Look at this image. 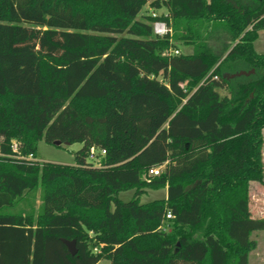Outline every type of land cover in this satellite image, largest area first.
<instances>
[{
	"label": "trees",
	"instance_id": "trees-1",
	"mask_svg": "<svg viewBox=\"0 0 264 264\" xmlns=\"http://www.w3.org/2000/svg\"><path fill=\"white\" fill-rule=\"evenodd\" d=\"M261 30L264 0H0V264H249ZM41 140L81 144L74 165L17 158ZM39 188L37 213L12 212Z\"/></svg>",
	"mask_w": 264,
	"mask_h": 264
},
{
	"label": "rangeland",
	"instance_id": "rangeland-1",
	"mask_svg": "<svg viewBox=\"0 0 264 264\" xmlns=\"http://www.w3.org/2000/svg\"><path fill=\"white\" fill-rule=\"evenodd\" d=\"M163 9L152 10L148 5L142 9L138 18L143 14L146 15H160ZM175 49L182 53H187L189 46L182 45L175 42ZM173 49H170L172 51ZM254 50L259 54H264V30H261L259 37L254 42ZM264 136V134H262ZM81 148V144L74 143L71 145H62L56 147L45 143L43 140L39 141L37 145L36 158L34 160L40 163H54L60 165H74V153ZM262 163H264V147H262ZM165 188L158 190H147L140 197V203L144 204L153 200L165 198ZM134 190L120 192L118 198L127 202L132 199ZM40 206V188L37 191L26 197V200L18 204L12 212L28 211L33 208L37 213ZM249 212L253 219H264V184L254 182L250 184L249 189ZM169 230V228H165ZM251 238L255 241L256 247L249 255V264H264V232H255ZM99 264H109V261L102 260Z\"/></svg>",
	"mask_w": 264,
	"mask_h": 264
},
{
	"label": "built area",
	"instance_id": "built-area-1",
	"mask_svg": "<svg viewBox=\"0 0 264 264\" xmlns=\"http://www.w3.org/2000/svg\"><path fill=\"white\" fill-rule=\"evenodd\" d=\"M153 32L154 34L158 35V36H164L165 34L169 33V30L166 28V26L163 23H154L153 24ZM175 54L178 53L177 50L174 51ZM12 150L13 151H17L18 150V146L16 143L12 144ZM105 155V151L104 150H100V151H95V150H91L88 156V160L91 162H95L96 164H98V158L102 157ZM19 159H25V160H34V157L32 155H28L27 157H17ZM160 172V168H153L151 170H149V174L152 176H156L158 175ZM167 219L171 218V215L168 213L166 215Z\"/></svg>",
	"mask_w": 264,
	"mask_h": 264
},
{
	"label": "water",
	"instance_id": "water-1",
	"mask_svg": "<svg viewBox=\"0 0 264 264\" xmlns=\"http://www.w3.org/2000/svg\"><path fill=\"white\" fill-rule=\"evenodd\" d=\"M253 73V71L251 70L250 72H244L241 71L237 74H234L232 76H230L231 78L235 77V76H241V75H249ZM61 143L60 142H55L54 146H60ZM65 145H69L68 143H66ZM63 244L66 246L68 252L70 253L71 256H74L76 254V245H75V241H67V240H62Z\"/></svg>",
	"mask_w": 264,
	"mask_h": 264
},
{
	"label": "crops",
	"instance_id": "crops-1",
	"mask_svg": "<svg viewBox=\"0 0 264 264\" xmlns=\"http://www.w3.org/2000/svg\"><path fill=\"white\" fill-rule=\"evenodd\" d=\"M259 33H260V31L258 32V37H259ZM189 49L190 50H188V52L187 53H189L190 51H191V48L189 47ZM165 196H166V191H165ZM103 260H105V259H103ZM102 261V260H101ZM101 261H99L97 264H99V263H101ZM106 261V260H105ZM108 261V260H107ZM109 264H110V262H109Z\"/></svg>",
	"mask_w": 264,
	"mask_h": 264
}]
</instances>
